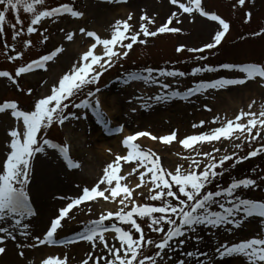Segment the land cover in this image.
<instances>
[{"label": "snow or ice", "instance_id": "obj_1", "mask_svg": "<svg viewBox=\"0 0 264 264\" xmlns=\"http://www.w3.org/2000/svg\"><path fill=\"white\" fill-rule=\"evenodd\" d=\"M103 2L127 4L128 0ZM170 3L176 6L177 11H172L166 22L160 25H157L155 17L144 11L138 29L131 23L134 14L129 13L125 19L114 21L107 37H102L86 27H80L78 33L87 38L86 49L72 68L48 88L46 94L34 99L31 109H22L15 100L0 103V114L12 120V124L6 129V155L4 160L0 161V224H9L7 227L0 226V255L6 252V241H18L19 237L24 241H33L18 242L16 246L20 249H36L42 245L63 243L58 240L57 234L65 227V220L75 219L70 213L87 202L99 203L102 198L105 202L117 205V209L102 213L98 219L91 220L84 225V230L79 232L75 239L68 241L72 245L86 242L90 246L85 253L86 258L81 257V264H223L227 258L232 257L239 258L240 264H264V198L256 199L243 194L244 190L260 189L261 185L254 178L234 179L227 186L218 183V178L225 175V165L229 161H233L231 167L235 168L248 159L264 154V102L253 110L257 103L255 100L246 109L240 110L234 118L221 119L216 116L210 123L217 126L179 139L178 143L188 154H178L183 162H177L171 169L164 166L157 152L151 148L143 149L137 141L142 137H149L152 141L172 145L177 142L178 130L161 136L148 131L126 135L122 139L126 154L115 155L114 160L103 170L98 182L92 187H83L81 193L75 197H59L66 203L50 220L42 237L33 236L29 230L30 224L26 222L37 215L28 189L33 162L37 155L50 148L63 158L67 168L81 167L71 158L68 146L54 143L47 138L48 130L54 126H64L66 121L82 118L75 112L70 113V108L91 109L97 123L109 134L113 131H124L123 125L115 129L110 126L111 121L102 110V103L97 95L100 88L97 87L93 91L90 86L98 85L106 72L115 67L121 59H126L134 45H147L148 38L161 34L180 33L182 29L175 26L174 22L183 23L181 16L184 14L193 17L198 13L201 17L217 22L219 26L211 42L202 47H188L189 53H204L206 50L216 49L230 30L228 22L205 10L202 0H187L186 3L183 0H170ZM252 3L254 4L255 0H252ZM245 4L246 0H238L239 7H244ZM38 7L44 10H38ZM21 9L32 17L30 26L26 29L28 35L38 32L36 26L42 25V22L48 19L55 22L58 18L81 19L85 16L83 11L75 9L69 3L46 8L45 0H0V34L5 32V22L11 13L15 19V23L11 25L14 30L12 39L22 35L24 21L20 18ZM252 18V12L248 11L245 22H251ZM17 25H20V28H17ZM150 25H156L155 30L150 29ZM40 34L43 36V33ZM65 35L67 41L72 42L77 32L69 31ZM254 35L264 36V30L257 31ZM46 40L45 36L44 41ZM31 46L32 41L27 40L25 47ZM64 50L59 47L49 55L20 66L14 75L9 71H0V78H6L19 87L17 77L32 73L35 69L47 70L48 62ZM12 51L16 54L8 56L9 60L17 61L23 58V51L17 52L15 48ZM176 51L183 53L185 46L178 47ZM208 59L207 55L196 56L198 61ZM221 69L240 75L201 81L184 92L162 91L149 96L139 95L136 100L140 101L141 108L149 110L154 104L168 103L176 98L188 100L193 96L208 93L209 90L219 91L232 86H244L249 81L264 88V63H222L219 67L205 65L193 68L190 73L147 67L127 74L123 82L159 84L161 89L168 90L170 85L163 83L161 77H196L201 73H217ZM85 88H88L86 98L76 102L75 97ZM20 90L24 91L22 88ZM27 95H32L31 89H28ZM132 111L137 109L133 108ZM207 111L212 109L207 108ZM205 123L206 121L201 120L192 127L204 128ZM238 141L240 143H237ZM257 141L262 142L261 146L254 147L243 156L238 152H229L230 146L242 150L245 143L255 145ZM206 145L211 146L207 151L203 150ZM122 162L133 164L127 175L120 174ZM136 174L138 183L135 187L122 183L129 176ZM260 179L264 180V177ZM138 189L141 190L138 196L145 197L147 203L139 202L137 195H134ZM85 211L88 215L92 214L91 207H87ZM253 220L259 227L251 235L243 236V229ZM142 225H146L150 232L162 235L159 239L150 238ZM201 229H208L215 237L212 253L204 250L203 242L206 237L201 235ZM220 232L227 234L231 239L225 240ZM106 234H111L112 241L117 242L110 241ZM238 236L241 238H237ZM189 240H194L195 251L185 250ZM97 249L100 250V255L96 254ZM153 249L154 254L151 251ZM181 251L183 258H180ZM172 254H176V259H173ZM18 255L24 258L27 264H35L34 261L27 260L25 251H19ZM41 264H70V258L68 255H49L41 260Z\"/></svg>", "mask_w": 264, "mask_h": 264}, {"label": "rangeland", "instance_id": "obj_2", "mask_svg": "<svg viewBox=\"0 0 264 264\" xmlns=\"http://www.w3.org/2000/svg\"><path fill=\"white\" fill-rule=\"evenodd\" d=\"M67 2L71 3L75 9L83 11L85 16L81 19L65 17L56 19L55 22H53L52 19H48L45 22H42V25H37L36 27L39 29L38 34L31 36L28 35L26 31L27 27L30 26V20L32 18L31 14L25 13L23 9H21L20 18L24 21V28L22 29V35L15 40L12 39L14 30L11 27V25L15 23V19L13 14H9V17L5 22V32L0 34V70L6 69L14 75L18 67L27 64V61L24 60L25 57H28L33 61L52 53L59 47H63L65 50L52 62L48 63L47 70L37 69V72H34L35 74L31 73L32 75L25 74L21 77H17L16 79L19 87L6 78H0V103L6 100H15L19 103L22 109H31L34 99L46 94L48 88L64 73L70 70L69 68L72 67V62L66 65L68 61H64L63 58L65 57L64 53H66L68 47L73 44V41H67L65 35L66 32H77L76 37H82L78 33L80 27H86L88 30L94 31L95 27H98L103 31V37L109 36L111 25L115 20L113 21L114 18L105 19L103 16L107 15V13L113 9L115 4L104 3L103 0H80L77 3H75L74 0H45V7H56ZM183 2L186 3L187 0H183ZM202 3L206 11L219 15L231 25L230 31L226 36L227 38L225 37V42L221 46L219 45L216 49L206 50L204 53H189L187 51L188 47H202L204 44L211 42L215 32L219 30L217 22L210 21L206 17H201L197 13L194 14L193 17H189L188 14L181 16L183 23L176 24L174 22L175 26L182 29L180 33L161 34L157 37L148 38L149 42L147 45H134L133 50L126 59H121L119 63H116L115 67L106 72L105 75L101 77L98 85L90 86L91 89H94L97 87L100 88L104 85V87L100 89L101 92L97 94L100 97V100L102 99L101 96L110 92L113 93L114 100H112V103L114 104V107L116 106L115 110L120 116L116 115L117 117H114V115H112L110 118L107 116L111 121V127H114V125L118 123L130 130L132 129V131L134 130L138 132L150 128L151 131L153 130L152 132H159L164 135L178 130V137H180V129L183 128L185 130L182 132L181 138L189 134H198L209 130L210 127L217 126L210 123L214 117H224L222 113L215 112L214 106L215 103L218 102L216 101L218 98H220L219 102L228 104L224 101L226 99L224 98V94H244V88L251 83H255L249 81L248 84L244 86L229 87L219 91L209 90L208 93L193 96L188 100L176 98L168 103L154 104L151 109L145 110L140 107V101L136 100V97L139 95L149 96L158 94L162 91L184 92L187 91L189 87H192L201 81H210L215 78H234L240 74L227 72L221 75L206 74L202 75L200 78L191 77L190 79H184L177 77L163 79V83L170 85L168 90L161 89L159 84H156L155 87L154 85H145L140 81H134L129 84L123 82V78L134 70L132 67L137 69L150 66L157 68L167 64V66L165 65L166 68L176 67L182 70L186 69L185 71L189 72L197 66H202L203 63L211 65L225 62L234 64L247 62L264 63V36L257 37L254 35L255 32L264 30V0H255L254 4L252 3V0H246L244 7L238 6V0H202ZM122 5L128 8L127 15L129 13L134 14L131 23L136 29L139 28L140 17L143 15L144 11H147L149 16L156 18L157 25L166 22L167 17L172 11H177L176 6L172 5L170 0H128L127 4ZM38 10L44 9L38 7ZM248 11L252 12L253 18L251 22L246 23V13ZM126 17V15L120 14L116 19H125ZM101 18H103V20ZM149 27L150 29L155 30L156 25H150ZM17 28H20V25H17ZM45 29H47V31H45ZM40 33H43V36ZM45 36L47 37L46 41H44ZM27 40L32 41L31 47H25V42ZM5 45L8 46L5 47ZM180 46H185V51L183 53L176 51ZM13 48H15L17 52H24L22 59L17 61H11L8 59V56L16 54V52H14V54L11 51ZM198 55H207L209 59L206 61H198L196 60V56ZM72 61L75 64L74 58ZM174 62L177 64H174ZM5 65H9V68H5ZM45 81H47L46 84ZM21 88L24 91H21ZM28 89L32 90L31 96L27 95ZM87 91L88 88H85L84 91L75 98H83ZM129 101L132 102L129 103ZM101 103L102 110L108 115L107 108L109 109V104L105 107L102 100ZM133 108H136L137 111L133 112ZM179 108L182 110L180 109L179 111ZM207 108H211L212 111H207ZM76 111L78 115L82 116L80 120H70L66 121L64 126H54L48 130L47 137H49L50 140H55L60 143L62 142L64 143H61L62 145L68 146L71 156L81 165L80 170H72L69 172L64 165L66 164L64 160H62L64 164L61 161L63 158L60 157L55 150L50 148L46 149L45 153L38 154L33 162L30 174L31 182L28 185V189L31 200L36 207L37 215L26 221L30 224L29 230L32 232L33 236H42L49 226L50 220L57 215L58 209L66 203V201H58L57 198L60 196L75 197L81 193L83 187H92L98 182V179L102 177L103 170L109 164L108 159L104 158L110 156L112 160L115 158V156L112 155V152L115 151V149H111L113 147H109L110 151L107 148L106 154H101V148L95 145V143L101 142L105 130L102 125L97 123L92 110L76 109ZM158 114L161 116L169 114L170 116H167L164 120L159 117ZM198 116L202 117L199 118ZM153 118H156V120ZM150 119H152V121L155 120L153 124ZM201 120L206 121L204 128L192 127L194 123H199ZM11 124L12 120L7 116L0 114V161H3L6 155V143L8 139L6 136V129H8ZM95 136H98L97 140H94ZM106 140H108V138H106ZM103 143L104 142L101 144ZM237 143L240 142L238 141ZM261 143V141H257L255 145L245 143V147L242 150L234 149V146H230L229 152H238L240 156H243L247 152L252 151L254 147L261 146ZM142 148L145 150L149 149L144 145ZM157 153L160 155L162 163L166 168L171 169L176 166L177 162H183L168 160L164 155H161L159 152ZM217 155L219 156L220 154L218 153ZM261 156H264V154H261ZM232 163L233 161H229L225 165L227 171L222 177L223 180L218 178V183L221 186L225 183L223 186H227L230 183L229 180L234 176L233 172L236 170L238 176L254 178L257 180V183L261 185L260 189L253 191L248 190L244 195L256 199L264 198V180L260 179V177H264V158L250 161L245 165H239L235 168L231 167ZM241 167H243V170L238 171ZM127 168H129V166L125 165L120 174L127 175L129 173ZM226 178L228 179V182ZM137 183L138 176L134 175L133 179L128 178L124 184L135 187ZM77 185H79V187H77ZM138 192L139 189L135 195H137L139 202L147 203L148 201L145 197L138 196ZM54 201L60 202L56 211L43 219V210L40 211V208L44 207L46 204H51ZM101 202L104 204L102 206V213H106L110 210L115 211L117 209V205L103 200ZM81 213L84 212L81 210L80 212L74 213L75 219L70 220L67 223L64 232L68 230L73 232V235H77L84 230V225L88 223L84 222L85 216L81 215ZM98 218L99 216L95 219ZM91 220H93V218H91ZM0 226L7 227L9 224L3 223L0 224ZM142 226H145L146 233L150 238H155V236L160 237V235H162L150 232V230L146 228V225ZM258 227L259 225L253 220L250 225H247L243 229L242 235L249 236ZM200 233L206 237L203 242L204 250L212 253L214 251L215 237L212 236V233L208 229H201ZM220 235L223 236L225 240L231 239V237L223 232H220ZM237 238L241 237L238 236ZM109 240L112 241L111 237H109ZM18 242L31 243L33 241L31 239L24 241L22 237H19L18 241L8 240L6 253L0 259V264H27L26 260L18 255V252L21 250L25 251L27 260L34 261L35 264H40L41 259L44 257V252L41 251V248H45L40 246L36 249H20L16 246ZM112 242L115 243L117 241ZM193 244L194 240H189L185 245V250L195 251L196 249L193 247ZM89 247V245L84 246L87 250ZM70 251L71 249H68L64 252V255L70 257ZM172 255L173 259H176V254ZM165 259H167V257H165ZM201 259L205 258L201 257ZM233 260H239V258H227L223 264H229ZM80 262V260H70V264H79Z\"/></svg>", "mask_w": 264, "mask_h": 264}, {"label": "bare ground", "instance_id": "obj_3", "mask_svg": "<svg viewBox=\"0 0 264 264\" xmlns=\"http://www.w3.org/2000/svg\"><path fill=\"white\" fill-rule=\"evenodd\" d=\"M127 10H128V8H126V6H123L120 4H115L113 9L110 10L107 13V15L103 16V18H105V19L114 18L113 19V21H114V20H116V18L120 14H124L127 16ZM103 18H101V19L103 20ZM95 31L103 37V33H102L103 31L102 30H100L98 27H95ZM74 38L75 39L72 42L73 44H71V46L68 47V50L66 51V53H64L65 57L63 58V60L68 61L66 65H68L70 62H72L71 66H73L74 63H73L72 59L74 58V61L76 63L78 58L80 57V55H82L83 51L86 49V46H87L86 45L87 38L79 37V36H77V37L75 36ZM71 68H69V69H71ZM244 89H245V93L241 94V95H231L228 93L224 94V98H226L224 101L227 102L228 104H225L224 102H219L220 98H218L216 100L218 102H216L215 106H214L215 112L223 114L224 117H221V119H224L225 117L234 118L235 115L238 114V112L240 110L246 109L247 106L253 100H255L257 102L256 106L253 108V110H256V108H258L259 104L264 102V88L258 86L256 83H251V84L247 85V87H245ZM101 98H102L101 100L104 103L105 107H107L109 104L108 107L110 110L107 108L108 116L112 117V115H114V117H117L116 115H118L119 113L116 112V110H115L116 106L114 107L113 106L114 104L112 103V100H114L113 93L110 92L106 95L101 96ZM180 109L181 108H179V111H180ZM234 112H236V113H234ZM158 115H159V117H161L163 119L167 118V116H170L169 114H164L163 116H161L160 114H158ZM118 116H120V115H118ZM198 117L201 118L202 116H198ZM153 119L156 120V118H153ZM150 120L152 121V119H150ZM155 120L152 121V124L154 123ZM213 127H215V126H213ZM150 130L151 129L149 128V131L148 130H145V131L151 132L153 135H157V136L164 135L163 133L160 134L159 132L156 133V132H152L153 130L152 131H150ZM180 130H181L180 136H182V132L185 129L181 128ZM131 131L132 130L125 128L120 136L113 137L112 139H108V140H106L103 137L101 142L95 143V145L97 147L99 146L101 148V151H102L101 154L105 153V151L108 147H113V148H115V151H113V154L114 155L115 154L120 155V152L122 153V151H123V148L121 146L122 139L126 135L132 134ZM134 132H136V131H134ZM74 139H76V138H74ZM95 139L97 140L98 136H95L94 140ZM179 139H181V138H179ZM178 140H177V143L166 146V145L160 143L159 141H152L149 137H143L141 139V143H142V145L146 146L147 148H151L152 150L159 152L161 155H164V157H166L168 160L176 162V161H182L180 155H178V154H182V155L188 154V152L186 150H184L182 148V146L178 143ZM76 142H79V141H76ZM102 142H104V143L101 144ZM210 147L211 146L206 145L203 150L207 151ZM104 159H108V162L112 161L111 156L107 157V158L105 157ZM139 191H141V190L139 189ZM59 204H60V202L54 201L51 204H46L44 207L40 208V211L43 210V214H44L43 219L46 218L47 216L51 215L52 213H54ZM103 205L104 204H102V202L91 203V204L82 206L81 208L77 209L76 211L80 212L82 210V212H84V213H81V215L85 216L84 222L90 223L91 218L95 219L96 217H98L102 214V206ZM87 207L92 208V214L91 215H88L87 212L85 211V209ZM69 221L70 220H65V222H64L65 227H67V223ZM64 228L61 229V232H63ZM63 234H64L63 237L69 236L70 231L67 230V231L63 232ZM69 249H71V251H70L71 253H70V257H69L71 261H75V260L81 261V257L86 258L85 253L87 251L85 250L84 245H78L75 247H71ZM67 250L68 249H65V250H54V249H47V248L41 249V251L44 252V258H46L49 255L63 256L64 252ZM96 254L97 255L101 254L99 249L96 250ZM180 258H183L182 253L180 255ZM36 264H38V263H36ZM79 264H81V262ZM229 264H240V261L239 260H233Z\"/></svg>", "mask_w": 264, "mask_h": 264}]
</instances>
